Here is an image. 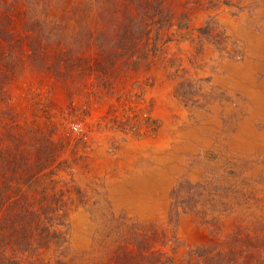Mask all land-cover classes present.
I'll use <instances>...</instances> for the list:
<instances>
[{
	"label": "rangeland",
	"instance_id": "rangeland-1",
	"mask_svg": "<svg viewBox=\"0 0 264 264\" xmlns=\"http://www.w3.org/2000/svg\"><path fill=\"white\" fill-rule=\"evenodd\" d=\"M157 1H51L87 47L150 8L137 49L159 51L121 70L112 94L78 98L76 119L58 96V157L24 187L36 209L69 215L56 226L67 242L62 255L42 250L24 264H114L137 232L153 225L170 237L177 221L183 253L210 240L207 226L224 236L264 222V0H161V12Z\"/></svg>",
	"mask_w": 264,
	"mask_h": 264
},
{
	"label": "trees",
	"instance_id": "trees-1",
	"mask_svg": "<svg viewBox=\"0 0 264 264\" xmlns=\"http://www.w3.org/2000/svg\"><path fill=\"white\" fill-rule=\"evenodd\" d=\"M51 1L0 3V264H24L25 257L52 248L57 252L67 242L56 226L65 225L69 215L58 217L50 206L36 209L24 187H31L37 173L58 157L52 141L56 112L63 110L58 96L66 95L76 119L78 98L112 94L125 69L136 68L159 51L157 45L137 49L149 35L150 8L138 9L136 16L128 13L122 34L97 36L87 47L59 17L54 19ZM157 2L153 7L163 11L161 0ZM165 18L170 21L168 13ZM18 24L20 29L14 30ZM22 99L29 112L19 111ZM177 226L178 221L170 237L166 228L153 225L137 232L114 264H264V222L238 226L224 236L221 228L207 226L210 240L183 253ZM57 264L66 262L59 258Z\"/></svg>",
	"mask_w": 264,
	"mask_h": 264
}]
</instances>
